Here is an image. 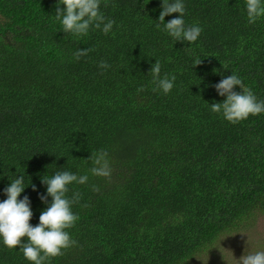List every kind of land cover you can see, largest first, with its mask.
Returning <instances> with one entry per match:
<instances>
[{"label":"trees","instance_id":"obj_1","mask_svg":"<svg viewBox=\"0 0 264 264\" xmlns=\"http://www.w3.org/2000/svg\"><path fill=\"white\" fill-rule=\"evenodd\" d=\"M163 2L100 0L112 30L77 37L58 0H0V202L23 175L35 227L51 204L44 176L88 175L67 193H79L76 243L45 264H215L204 252L264 214V113L233 124L210 108L231 74L264 101V16L249 23L246 0H182L202 32L177 42L156 27ZM156 61L176 77L168 94L153 91ZM101 149L110 178L90 172ZM0 264L32 262L0 240Z\"/></svg>","mask_w":264,"mask_h":264},{"label":"clouds","instance_id":"obj_2","mask_svg":"<svg viewBox=\"0 0 264 264\" xmlns=\"http://www.w3.org/2000/svg\"><path fill=\"white\" fill-rule=\"evenodd\" d=\"M60 5L64 6L63 9ZM246 12L248 22L255 23L264 16V3L262 0H246ZM173 13L178 14L176 18L165 23L164 18ZM184 13L185 5L182 0L163 2L156 27L159 29L163 25V30L177 42L194 43L199 38L202 28L186 27ZM55 19L61 22L65 33L77 37L88 35L90 28L100 29L104 34H108L115 24L114 20H105L100 12V0H58ZM90 51L92 50H78L74 56L79 59ZM200 63L201 60H197L195 66ZM99 67L106 70L110 65L101 61ZM150 73L152 83L155 85L154 92L161 90L164 94H168L173 89L176 77L169 78L167 75L161 77L159 61L152 65ZM237 86L241 90L239 93L233 91ZM215 89L219 96L226 99L222 103H213L210 106L211 111L222 113L230 123L236 124L248 119L249 116L264 113V101H258L252 90L246 88L242 79L236 74L222 79L215 85ZM107 156V151L103 149L89 156L88 159H91L93 163L90 169L93 176L110 178L112 169ZM87 182L88 175L78 176L70 171H58L51 178L44 176L41 183L47 186V194L40 199L46 202L47 197H51V204L41 212L39 224L33 227L29 223L33 215L29 198L24 196L23 199L18 200L25 189L24 176H19L5 188L4 193L7 199L0 202V240L9 250L19 248L25 259L32 264H45V261L50 258L63 255L65 250L76 243L66 230L74 227L79 219L71 210L72 205L79 200V193L69 198L67 196L69 186L73 183L82 185ZM32 188L33 191L36 190L34 185ZM93 191H99V188L93 185ZM237 262L238 264H264V251L243 255Z\"/></svg>","mask_w":264,"mask_h":264},{"label":"rangeland","instance_id":"obj_3","mask_svg":"<svg viewBox=\"0 0 264 264\" xmlns=\"http://www.w3.org/2000/svg\"><path fill=\"white\" fill-rule=\"evenodd\" d=\"M257 251H264V214H257L244 230L221 235L202 259H214L215 264H238L243 255Z\"/></svg>","mask_w":264,"mask_h":264}]
</instances>
